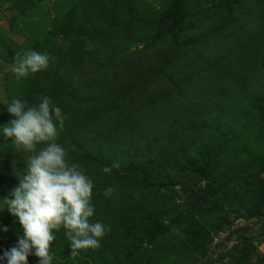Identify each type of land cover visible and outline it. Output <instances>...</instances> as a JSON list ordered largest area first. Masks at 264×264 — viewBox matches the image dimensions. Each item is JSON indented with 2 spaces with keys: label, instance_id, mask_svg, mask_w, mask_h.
<instances>
[{
  "label": "rangeland",
  "instance_id": "374dc122",
  "mask_svg": "<svg viewBox=\"0 0 264 264\" xmlns=\"http://www.w3.org/2000/svg\"><path fill=\"white\" fill-rule=\"evenodd\" d=\"M28 51L49 65L18 77ZM43 96L111 229L74 253L55 231L52 264H264V242L244 257L264 232V0H0V256L24 232L3 201L31 155L3 134L7 104Z\"/></svg>",
  "mask_w": 264,
  "mask_h": 264
},
{
  "label": "clouds",
  "instance_id": "9594fccd",
  "mask_svg": "<svg viewBox=\"0 0 264 264\" xmlns=\"http://www.w3.org/2000/svg\"><path fill=\"white\" fill-rule=\"evenodd\" d=\"M49 59L48 54L28 51L16 61L13 72L18 77H27L30 72L47 69ZM41 100L36 106H28L19 99L7 104V111L15 118L3 126V134L13 140L18 151L31 153L19 176V186L12 192L14 198L3 201L8 211L19 218L24 230L18 244L0 256L7 264H29L32 255L39 258V264H52L54 233L61 228L73 253L99 248L100 240L111 231L110 226L91 219L95 214L93 179L78 162L70 161L66 149L56 142L57 122L62 128L66 116L48 96ZM39 144L46 146L38 149ZM119 167L114 162L105 166L103 172L108 174ZM115 191L107 187L103 194L109 198Z\"/></svg>",
  "mask_w": 264,
  "mask_h": 264
},
{
  "label": "trees",
  "instance_id": "16d2710c",
  "mask_svg": "<svg viewBox=\"0 0 264 264\" xmlns=\"http://www.w3.org/2000/svg\"><path fill=\"white\" fill-rule=\"evenodd\" d=\"M85 51V53H88L89 51H88V49H86V50H84ZM85 63L83 62V66L84 67H82V71L83 72H86V75H90V74H92L94 71H96L95 69H94V67H95V65L96 64H94L92 67H85ZM88 68V69H87ZM254 242H257V243H263L264 242V232L263 233H261L260 235H258V236H256V237H250V238H248L247 240H246V243H245V247H244V257L246 258L249 254H250V251H249V249H248V245L249 244H251V243H254Z\"/></svg>",
  "mask_w": 264,
  "mask_h": 264
}]
</instances>
